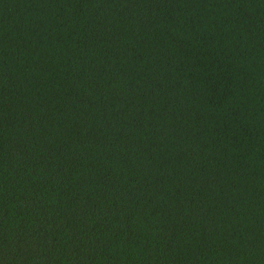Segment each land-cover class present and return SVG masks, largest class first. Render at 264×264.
I'll list each match as a JSON object with an SVG mask.
<instances>
[{
	"label": "trees",
	"instance_id": "16d2710c",
	"mask_svg": "<svg viewBox=\"0 0 264 264\" xmlns=\"http://www.w3.org/2000/svg\"><path fill=\"white\" fill-rule=\"evenodd\" d=\"M0 264H264V0H0Z\"/></svg>",
	"mask_w": 264,
	"mask_h": 264
}]
</instances>
